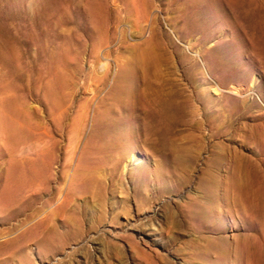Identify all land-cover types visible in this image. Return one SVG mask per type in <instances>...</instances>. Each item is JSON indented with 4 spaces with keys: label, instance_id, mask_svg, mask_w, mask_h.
<instances>
[{
    "label": "rangeland",
    "instance_id": "374dc122",
    "mask_svg": "<svg viewBox=\"0 0 264 264\" xmlns=\"http://www.w3.org/2000/svg\"><path fill=\"white\" fill-rule=\"evenodd\" d=\"M1 52L0 96L28 110L14 118L15 157L0 133V207L11 165V189L29 201L0 214V264H264V0H0ZM128 70L194 111L137 134L116 170L111 114L94 117L114 107ZM80 159L99 163L106 201L78 194L56 210L48 199L72 187Z\"/></svg>",
    "mask_w": 264,
    "mask_h": 264
},
{
    "label": "bare ground",
    "instance_id": "6f19581e",
    "mask_svg": "<svg viewBox=\"0 0 264 264\" xmlns=\"http://www.w3.org/2000/svg\"><path fill=\"white\" fill-rule=\"evenodd\" d=\"M7 48V47H6ZM4 49V48H3ZM5 50V49H4ZM4 52V51H3ZM3 52L0 53V57L1 59L4 58ZM12 52V51H11ZM6 53V52H5ZM13 53V52H12ZM8 54V53H7ZM9 56V55H8ZM7 58V57H6ZM11 63V62H10ZM14 63V62H13ZM35 64V63H34ZM144 64V63H143ZM146 64V63H145ZM136 67V66H135ZM138 68V67H137ZM144 68V67H142ZM13 70V69H12ZM143 70V69H142ZM126 72V71H125ZM128 83L123 86L120 87L118 84L115 85L114 89H113V94H112V100H113V105L114 107H106V111L101 113V114H96V116L94 117V124H99L102 117L106 116L107 114H111V117H106L104 120V122H102V124H104V130H103V136L104 138L107 140V142H109L111 145H117L120 149L119 152H116L113 157H114V163H113V167L116 168V170L118 169L122 159L125 157V155L129 152V144L132 143L135 140V137L137 134H141V135H145L148 132H161V131H167L169 129H171L173 126H175L177 123L181 122V121H185L187 119V115L190 113V111H192L190 109V102L188 100L183 102V105H181L176 97L173 96L172 91L167 92L165 90V88H163L160 85H157L156 83L148 80L146 78V75H143L142 78V72L136 73L133 70H128ZM145 72V71H143ZM17 73V72H15ZM103 73V72H102ZM106 73V72H105ZM13 74V73H12ZM155 74V73H154ZM29 77V76H28ZM22 78V77H21ZM101 78V77H100ZM99 78V79H100ZM21 80V79H20ZM26 80V79H25ZM102 80V78L100 79ZM140 81V82H137ZM26 82V81H25ZM104 81H102L101 84H103ZM100 83V81L98 82ZM6 85V83H5ZM28 86V85H27ZM96 86V85H95ZM25 87V85H24ZM103 87V86H102ZM24 89V88H23ZM97 90V89H96ZM29 91V90H28ZM174 92V91H173ZM1 93V90H0ZM175 95V92H174ZM109 96V95H108ZM107 97V96H105ZM220 100V99H219ZM218 106V105H217ZM198 107V106H197ZM222 107V106H221ZM105 108V107H103ZM192 108V107H191ZM199 109V107H198ZM221 109V108H220ZM25 110H28L26 108V105L22 104L21 107H18L16 105V101L14 98H9V99H4L3 97L0 96V133L6 135L7 140L10 143V147H9V152H10V156L11 157H15L16 155V151H17V138L14 136V131H15V117L19 118V119H23L26 120L25 118ZM197 110V109H196ZM201 110V109H200ZM205 110V109H204ZM194 111V110H193ZM192 111V112H193ZM199 111V110H198ZM202 111V110H201ZM215 111V110H214ZM196 113V112H195ZM199 113V112H198ZM201 113V112H200ZM206 113V112H205ZM213 113V112H212ZM221 113V112H218ZM217 113V114H218ZM223 113V112H222ZM221 113V114H222ZM197 115V114H196ZM194 116V115H193ZM198 116V115H197ZM202 116V115H201ZM215 116V115H214ZM199 117V116H198ZM193 118V117H192ZM203 119V117H201ZM221 118V117H220ZM214 119V118H213ZM224 119V118H222ZM233 119V118H232ZM190 119V123H191ZM212 120V119H211ZM219 120V119H218ZM217 120V122H218ZM226 120V119H225ZM228 120V119H227ZM187 121V120H186ZM202 121V120H201ZM207 121V120H206ZM221 121V120H220ZM196 122V120H195ZM209 122V120H208ZM215 122V121H214ZM223 122V121H222ZM189 123V124H190ZM210 123V122H209ZM226 123V122H225ZM194 124V123H193ZM219 124V123H218ZM203 125V124H202ZM191 126V125H190ZM222 127V126H221ZM227 127V126H226ZM229 127V126H228ZM232 128V126H230ZM193 128V127H192ZM204 128V127H203ZM202 129V128H201ZM212 129V128H211ZM203 130V129H202ZM259 132V131H258ZM262 132V131H261ZM259 132V133H261ZM253 133V132H252ZM211 134V133H209ZM257 134V133H256ZM219 135V134H218ZM248 135V134H247ZM255 135V134H254ZM262 135V134H261ZM145 137V136H144ZM211 137V136H210ZM255 137H260V136H255ZM264 137V136H263ZM262 137V138H263ZM147 138V137H146ZM208 138V137H207ZM251 138V137H250ZM143 139V138H142ZM205 140V139H204ZM207 140V139H206ZM264 140V138H263ZM253 141V140H252ZM255 141V140H254ZM254 141L252 142V144L254 143ZM258 141V140H257ZM144 142V141H143ZM170 142V141H169ZM251 142V141H250ZM264 142V141H263ZM259 144L262 143L258 141ZM28 144V143H27ZM216 144V143H215ZM257 144V143H256ZM255 145V144H254ZM264 145V144H263ZM194 146V145H192ZM211 146V145H210ZM258 146V145H255ZM25 147V146H24ZM187 147V146H186ZM204 147V146H203ZM215 147V145H214ZM220 149V147H218ZM34 149V148H33ZM161 149V148H160ZM201 149V148H200ZM206 149V148H205ZM218 149V150H219ZM222 149V148H221ZM42 150V149H41ZM164 150V149H162ZM189 150V149H188ZM217 150V151H218ZM23 151V150H22ZM192 151V150H191ZM194 151H196L194 149ZM204 151V150H203ZM263 151V150H261ZM260 151V153H262ZM146 152V151H145ZM190 152V150H189ZM219 152V151H218ZM193 153V152H192ZM18 154V153H17ZM177 154V152H176ZM195 154V153H194ZM197 154V153H196ZM222 154V153H221ZM26 156V154H24ZM107 155V154H106ZM200 155V152L199 154ZM202 155V154H201ZM264 155V154H262ZM9 156V155H8ZM177 156V155H175ZM203 156V155H202ZM261 156V155H260ZM18 158V157H17ZM127 158V157H126ZM175 158V157H174ZM173 158V159H174ZM203 158V157H202ZM207 158V157H206ZM209 158V157H208ZM211 158V157H210ZM263 158V157H262ZM26 158H24L25 160ZM131 159V158H130ZM113 160V159H112ZM213 160V159H211ZM215 160V159H214ZM245 160V159H244ZM18 161V160H17ZM172 161V159H171ZM193 161V158H186V159H179V161L177 162V166L178 167H186L187 163L190 164ZM251 161V160H250ZM261 161V159H260ZM210 162V161H209ZM258 162V161H257ZM262 162V161H261ZM98 162L92 163L90 165L86 164L83 162L82 159H80L79 162V172H77V176L75 177L74 181H73V185L72 187L65 192L59 193L57 195V197H52L51 199H48V202L50 203L51 201L53 202L54 200H56L57 206H55L56 210H60L63 207L67 206L69 207V204L71 203H75L76 200L78 199V194L81 195V197L79 199H81L82 197H87V195H90V200L89 201H97L100 205H103L104 202L106 201V198L103 194V181L102 179H100V175L101 173H99V169H100V165L98 163V165L96 167H94L95 164H97ZM207 164V163H206ZM250 164V163H249ZM253 164V163H252ZM258 164V163H257ZM176 165V164H175ZM199 164H197L196 166H198ZM210 165V164H209ZM201 166V165H200ZM253 166V165H252ZM10 171L8 172V183L9 185H7V188L5 189V191L1 194L2 197V201L1 204L3 205V207H0V214L3 213L5 211L6 208L10 207V206H15L17 208H22L20 205V202H28V194H25L24 196L22 194H17L14 190L11 189V185L14 184V173H13V165L10 166ZM237 170H238V165L236 166ZM107 168V167H106ZM110 168V167H109ZM169 168V167H168ZM189 168V167H188ZM258 168V167H257ZM105 169V168H103ZM186 169V168H185ZM192 169V168H191ZM197 169V168H196ZM195 169V170H196ZM244 169V168H243ZM253 169V168H252ZM108 170V168H107ZM110 170V169H109ZM170 170V168H169ZM205 170V169H204ZM236 170V173H238ZM189 171H192L189 169ZM50 172V171H49ZM109 172V171H108ZM168 172V171H167ZM176 172V171H175ZM183 172V171H182ZM197 172V171H196ZM210 172V171H209ZM245 172V171H244ZM243 172V174H244ZM120 173V172H119ZM253 173V172H252ZM257 173V171H256ZM103 174V173H102ZM105 174V171H104ZM186 174V173H185ZM235 174V173H234ZM152 175V174H151ZM176 175V174H175ZM208 175V174H207ZM212 175V174H211ZM239 175V174H238ZM248 175V173H247ZM262 175V174H261ZM105 176V175H104ZM186 176V175H185ZM224 176V175H223ZM102 177V176H101ZM113 177V176H112ZM111 177V180H113V178ZM118 177V176H117ZM175 177V176H174ZM188 177V175H187ZM221 177V176H220ZM244 177V175H243ZM105 178V177H104ZM177 178V176H176ZM175 178V179H176ZM225 178V177H224ZM238 178V177H237ZM240 178V177H239ZM238 178V180H239ZM133 180V178H131ZM130 179V180H131ZM174 179V178H173ZM249 179V178H248ZM184 180V179H183ZM183 180L181 182H183ZM261 180V179H260ZM118 181V180H116ZM175 181V180H174ZM177 181V180H176ZM196 181V180H195ZM233 181V180H232ZM242 181V180H241ZM241 181H239V183H242ZM259 181V180H258ZM11 182V183H10ZM123 182L122 180L120 181V183ZM173 182V180H172ZM178 182V181H177ZM193 182V181H192ZM264 182V180H263ZM109 183V182H108ZM132 183V182H131ZM166 183V182H164ZM168 183H169V179H168ZM245 183V182H244ZM116 184V183H115ZM114 184V185H115ZM123 184V183H122ZM172 184V183H171ZM186 184V183H185ZM201 186L203 187V189L205 190L208 185L205 179H201L200 181ZM264 184V183H263ZM108 185V184H107ZM106 185V186H107ZM121 186V184H119ZM118 185V186H119ZM176 185V184H175ZM245 185V184H244ZM117 186V185H116ZM167 186V185H166ZM185 186V185H184ZM240 186V185H239ZM252 186V185H251ZM260 186L261 182H260ZM187 187V186H186ZM249 187V186H247ZM117 188V187H116ZM121 189L124 190V188L121 186ZM131 188V187H130ZM178 188V187H177ZM259 188V186H258ZM262 188V187H261ZM7 189H10L9 191ZM181 189V188H180ZM117 190V189H116ZM131 190V189H130ZM244 190V197L246 199L247 195L250 196V194L246 195L245 189ZM251 190V189H250ZM250 190L248 189V192H250ZM74 191V192H72ZM115 191V190H114ZM118 191V190H117ZM126 191V190H125ZM124 191V192H125ZM247 191V190H246ZM51 192V191H50ZM127 192V191H126ZM161 192V191H160ZM200 192V191H199ZM198 192V193H199ZM259 192V191H258ZM117 193V192H116ZM131 193V192H130ZM197 193V194H198ZM261 193V192H260ZM54 194V193H53ZM52 194V195H53ZM55 194H57L55 192ZM107 194V193H106ZM195 194V195H197ZM128 195V194H127ZM131 195V194H130ZM142 195V194H141ZM140 195V196H141ZM157 195V194H156ZM200 195V194H199ZM251 195H253V193H251ZM48 196V195H47ZM113 196V195H112ZM117 196V195H116ZM122 196V195H121ZM146 196H148L146 194ZM194 196V195H193ZM109 197V196H108ZM126 197V196H125ZM124 197V198H125ZM129 197V196H128ZM145 197V196H144ZM188 197V196H187ZM257 197V196H256ZM132 198V197H130ZM139 198V197H138ZM142 198V197H141ZM140 198V201L142 200ZM192 198V197H191ZM196 198V197H195ZM194 198V199H195ZM110 199V198H109ZM145 199V198H144ZM25 200V201H23ZM129 201V200H128ZM193 201V200H191ZM244 201V200H243ZM242 201V202H243ZM120 202V201H119ZM124 202V201H123ZM138 202V201H137ZM241 202V204L243 205V203ZM245 202V201H244ZM248 202V200L246 201ZM136 203V202H135ZM225 203V202H224ZM233 203V202H232ZM252 203V202H251ZM52 204V203H51ZM248 204V203H247ZM258 204V203H257ZM139 205V204H137ZM239 205V204H237ZM241 205V206H242ZM260 205L262 206V204L260 203ZM244 206L245 205L244 203ZM260 206V207H261ZM183 208V207H182ZM239 208L241 209V207L239 206ZM244 208V207H243ZM248 208V207H246ZM262 208V207H261ZM261 208H259L258 206V214L259 217H256V219H261L264 223V210H262ZM237 209V208H236ZM239 209V210H240ZM253 209V207H251V210ZM255 209V207H254ZM225 210V209H224ZM235 210V209H234ZM242 210V209H241ZM257 210V208H256ZM244 211V210H243ZM246 211V210H245ZM238 213V211H236ZM241 213V211H239ZM236 213V214H237ZM245 213V212H244ZM247 213V212H246ZM250 213V212H248ZM256 213V214H257ZM174 214V213H173ZM193 214V218H195V221H201L202 218L204 216H206L207 214V207L206 205L203 203H198L195 205V210L192 213ZM181 215V214H180ZM235 215V214H234ZM238 215H243L242 213ZM249 215V214H248ZM255 215V214H254ZM252 215V216H254ZM172 216V215H170ZM256 216V215H255ZM175 217V216H173ZM183 217V216H182ZM229 217V215H228ZM237 217V216H236ZM239 217V216H238ZM237 217V218H238ZM245 217V215H244ZM240 218V217H239ZM246 218V217H245ZM180 219V217H179ZM242 219V220H241ZM240 220L243 221V218H241ZM255 219V218H254ZM253 219V220H254ZM181 220V219H180ZM231 220V219H230ZM246 220V219H245ZM253 220L251 221V218L249 221H251L250 223L253 222ZM236 221V220H234ZM233 221V222H234ZM238 221V220H237ZM257 221V220H256ZM260 221V220H259ZM183 222V221H182ZM245 222V221H244ZM247 222V221H246ZM257 223V222H256ZM262 223V222H261ZM260 223V224H261ZM205 224V223H204ZM254 224V223H253ZM185 225V224H184ZM243 225V224H242ZM258 225V224H255ZM186 226V225H185ZM244 226H246V223L244 224ZM248 226V225H247ZM260 226V225H259ZM264 226V225H263ZM242 227V226H241ZM257 227V226H256ZM255 227V228H256ZM185 228V227H184ZM244 228V227H243ZM248 227H246L247 229ZM251 228V227H250ZM245 229V228H244ZM262 229V227L260 228ZM191 230V229H190ZM249 229H247L248 231ZM257 230V228H256ZM251 231V230H249ZM255 231V230H254ZM260 231V230H259ZM195 233V232H194ZM202 233V232H201ZM206 233V232H205ZM251 233V232H250ZM258 233V232H257ZM200 234V233H199ZM208 234V233H206ZM254 234V233H253ZM257 235V234H256ZM250 236V235H249ZM252 236V235H251ZM242 237V236H241ZM245 237V236H244ZM128 239H131V237H127ZM201 238V237H199ZM197 238V239H199ZM204 239V238H203ZM247 239H249L247 237ZM200 240V239H199ZM244 240V239H243ZM188 243V242H187ZM212 244V242H210ZM240 243V242H238ZM131 248H133V250L142 255H145L143 249L141 247H139L138 242L136 241H131ZM189 244V243H188ZM206 244V243H205ZM244 244V243H242ZM247 244V243H246ZM241 245V244H237ZM115 246V245H114ZM188 246V245H187ZM233 246V245H232ZM242 246V245H241ZM117 247V246H115ZM236 247V246H235ZM234 247V248H235ZM237 248V247H236ZM239 248V247H238ZM237 248V249H238ZM242 248V247H240ZM244 248V247H243ZM250 248V247H249ZM246 249V246L245 248ZM247 250V249H246ZM242 252V250H240ZM240 251H237V253L239 254ZM250 251V249H249ZM234 252V251H233ZM235 253V252H234ZM236 253V254H237ZM121 255V254H120ZM243 254H241L242 256ZM240 256V254H239ZM237 256V257H239ZM240 256V257H241ZM235 256L233 255L232 258H234ZM230 258V257H229ZM236 259V258H235ZM239 259H237L238 262ZM234 263V261H232ZM236 263V260H235ZM238 264V263H237Z\"/></svg>",
    "mask_w": 264,
    "mask_h": 264
}]
</instances>
